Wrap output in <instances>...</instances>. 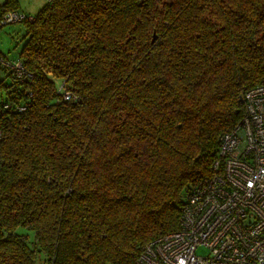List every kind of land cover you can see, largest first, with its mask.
Masks as SVG:
<instances>
[{"label":"trees","instance_id":"16d2710c","mask_svg":"<svg viewBox=\"0 0 264 264\" xmlns=\"http://www.w3.org/2000/svg\"><path fill=\"white\" fill-rule=\"evenodd\" d=\"M18 8L1 1L0 17ZM27 15L17 56L0 52L24 70L0 64V264H136L179 227L243 91L264 83V0H46Z\"/></svg>","mask_w":264,"mask_h":264},{"label":"built area","instance_id":"2783aa9c","mask_svg":"<svg viewBox=\"0 0 264 264\" xmlns=\"http://www.w3.org/2000/svg\"><path fill=\"white\" fill-rule=\"evenodd\" d=\"M26 18L14 9L0 24ZM0 64L24 73L18 59ZM243 100L242 118L218 138L211 174L188 187L179 227L146 243L136 264H264V83L246 88Z\"/></svg>","mask_w":264,"mask_h":264},{"label":"rangeland","instance_id":"374dc122","mask_svg":"<svg viewBox=\"0 0 264 264\" xmlns=\"http://www.w3.org/2000/svg\"><path fill=\"white\" fill-rule=\"evenodd\" d=\"M4 1V0H0ZM23 10L35 14V12L46 3V0H18ZM25 28L22 23H11L0 26V52L8 58H15L23 45ZM0 79L7 80L4 70L0 67ZM197 253L204 255L206 251L197 249Z\"/></svg>","mask_w":264,"mask_h":264},{"label":"crops","instance_id":"0c3cea01","mask_svg":"<svg viewBox=\"0 0 264 264\" xmlns=\"http://www.w3.org/2000/svg\"><path fill=\"white\" fill-rule=\"evenodd\" d=\"M18 1V0H17ZM18 3H19V8L18 9H20V10H22V11H24L25 13H28V14H31V15H34L33 13H31V12H27V11H25V10H23V8L20 6V2L18 1ZM6 74V73H5ZM1 80V79H0ZM4 82H7L6 80H4Z\"/></svg>","mask_w":264,"mask_h":264}]
</instances>
